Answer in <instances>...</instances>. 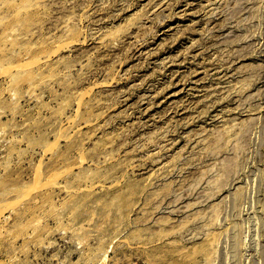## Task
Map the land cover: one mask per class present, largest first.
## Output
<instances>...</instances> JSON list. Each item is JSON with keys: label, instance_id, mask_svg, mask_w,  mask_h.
Segmentation results:
<instances>
[{"label": "rangeland", "instance_id": "1", "mask_svg": "<svg viewBox=\"0 0 264 264\" xmlns=\"http://www.w3.org/2000/svg\"><path fill=\"white\" fill-rule=\"evenodd\" d=\"M0 264H264V0H0Z\"/></svg>", "mask_w": 264, "mask_h": 264}, {"label": "bare ground", "instance_id": "2", "mask_svg": "<svg viewBox=\"0 0 264 264\" xmlns=\"http://www.w3.org/2000/svg\"><path fill=\"white\" fill-rule=\"evenodd\" d=\"M4 1V0H3ZM29 1V0H28ZM26 4V3H25ZM29 5V4H28ZM25 8H23V10H24ZM65 46V45H64Z\"/></svg>", "mask_w": 264, "mask_h": 264}]
</instances>
